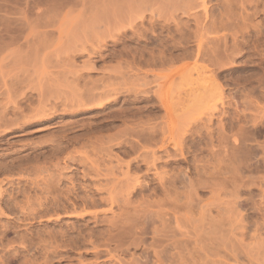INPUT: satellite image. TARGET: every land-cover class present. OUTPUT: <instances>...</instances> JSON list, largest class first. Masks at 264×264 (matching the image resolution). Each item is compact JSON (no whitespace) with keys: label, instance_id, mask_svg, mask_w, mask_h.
<instances>
[{"label":"rangeland","instance_id":"374dc122","mask_svg":"<svg viewBox=\"0 0 264 264\" xmlns=\"http://www.w3.org/2000/svg\"><path fill=\"white\" fill-rule=\"evenodd\" d=\"M125 1L0 0L2 189L78 187L3 205L0 264H264V0Z\"/></svg>","mask_w":264,"mask_h":264},{"label":"bare ground","instance_id":"6f19581e","mask_svg":"<svg viewBox=\"0 0 264 264\" xmlns=\"http://www.w3.org/2000/svg\"><path fill=\"white\" fill-rule=\"evenodd\" d=\"M122 1H124V2H126L125 0H122ZM168 1V0H167ZM170 1H172V0H170ZM179 1V3L181 2L180 0H178ZM188 1V0H187ZM175 3V2H174ZM177 3V2H176ZM185 3V2H184ZM171 4H173V2L171 3ZM204 4V3H203ZM118 6V5H117ZM173 6V5H172ZM175 6H177V5H175ZM121 7H123V6H121ZM169 7V6H168ZM178 7V6H177ZM112 8V7H111ZM118 9V8H117ZM126 9V8H125ZM174 10H175V8H174ZM176 10H178L177 8H176ZM204 11H206V10H204ZM102 12H104V11H102ZM102 14V13H101ZM119 17V16H118ZM107 19V18H106ZM114 19V18H113ZM97 20V19H96ZM89 23H92V22H89ZM94 24V23H93ZM77 28V27H76ZM81 28V27H80ZM90 29V28H89ZM88 31V33H89V30H87ZM79 32V31H78ZM77 32V35H79V33ZM85 32V31H84ZM76 33V32H75ZM93 33V32H92ZM74 34V33H73ZM82 36V35H81ZM83 36H85L84 34H83ZM224 36V35H223ZM69 37V36H68ZM72 37V36H71ZM78 37V36H77ZM76 37V38H77ZM222 38H224V37H222ZM81 40V39H80ZM75 41V40H74ZM77 44H79V43H77ZM72 45V44H71ZM75 45V44H74ZM156 62V61H155ZM211 75H213V74H211ZM210 75V76H211ZM208 79V78H207ZM206 78L204 79V78H201V75H197V81H195L196 79H193V82H196L195 84L197 85H195V87H196V89H198L197 87H199L198 86V84H200L201 86H203V88H204V85H205V83H206V81L205 80H207ZM209 80H212L213 81V79H209ZM194 85V84H193ZM207 85V84H206ZM205 85V86H206ZM213 85V84H212ZM211 85V86H212ZM193 88H194V86H192ZM191 87V88H192ZM207 87V86H206ZM202 88V89H203ZM209 88H210V86H209ZM195 89V88H194ZM213 91H212V93H214L215 92V94H220L221 92H219V88L217 87V86H215V87H213ZM192 90V89H191ZM203 90H205L206 91V88L205 89H203ZM203 92V91H201L200 90V92H199V95H198V93L196 94V95H194L195 97H196V99L195 100H197V98H200L201 96H203L202 95V93H204V95H207V98H208V94H206V92H208V91H206V92ZM210 91V92H211ZM191 92V91H190ZM202 92V93H201ZM191 94H194L193 92L191 93ZM158 96V95H157ZM198 96V97H197ZM191 98H193V97H191ZM158 99V98H157ZM203 98L201 97V99H198L197 101H199L200 102V100H202ZM216 99V98H215ZM195 102L194 100H192V102H195V103H197V105L199 104V102ZM213 101H214V99H213ZM191 102V101H190ZM212 102V101H211ZM162 103V102H161ZM188 103V102H187ZM202 103V102H201ZM185 104V103H184ZM191 104V103H190ZM104 105H107V103H105ZM196 105V106H197ZM182 106V105H181ZM186 106H188V105H186ZM195 106V105H194ZM215 106V105H214ZM193 107V106H192ZM182 108H183V106H182ZM182 111H184V110H182ZM183 116V115H182ZM151 134V133H150ZM152 135H153V133H152ZM234 141H236V140H234ZM238 141V140H237ZM175 147V146H174ZM236 148V147H235ZM72 158V157H71ZM77 158L78 157H76V159H74V161L76 160V161H79V160H77ZM80 158V157H79ZM70 159V158H69ZM83 162V161H82ZM7 166V165H6ZM83 166V165H82ZM0 168H1V166H0ZM91 167H88V168H83V169H85V170H87V171H84L83 169H82V176H83V178H86L88 175H89V170L88 169H90ZM68 169H70V167H64V170H68ZM92 169V168H91ZM90 169V170H91ZM27 170H30L29 168H24V171H27ZM30 171H34V173L37 175L35 178H33V179H31V178H29V179H26V180H24L23 181V183H21L20 181L17 183V185L18 184H21V186L20 187H18V188H16V189H14V188H12L11 186V188H12V194L11 193H7L6 192V190H4V189H2V186H1V183H2V181H0V214H1V216L3 215V211L4 210H6V209H4V207L5 208H8L10 211L15 207V206H17L18 207V209H19V214H21L22 216H25L26 218H28L29 220L31 219V221H34V220H36V219H38V220H36V221H39V220H41V219H45L47 216H49L50 214H51V212H50V214L48 215L47 213V211H49V209H50V204L51 203H55L56 204V208L57 209H61L63 212L64 211H66L67 210V208L65 207V205H59V200H57L58 198H60V199H62L64 196L66 197L68 194H72L74 191H77L78 190V187H77V185H76V182H74L75 181V179H73V178H67V179H64V176L62 175V173H59L56 177H49L48 179L47 178H45V179H43V178H39L40 176L39 175H41L43 172H46V169L45 170H43V169H39L38 167H36V168H34V170H30ZM91 171H93V170H91ZM95 172H96V170H94ZM92 173H94V172H92ZM47 174V176H48V173H46ZM4 175V174H3ZM8 176V175H7ZM35 176V175H34ZM23 178V177H22ZM24 179V178H23ZM66 180V181H65ZM74 180V181H73ZM14 181V180H13ZM22 181V180H21ZM65 181V182H64ZM68 183V184H70V186H68V187H63V188H61V185H62V183ZM10 185V184H9ZM17 187V186H16ZM95 189V188H94ZM16 190V191H15ZM37 191H39V194L38 195H35V197L34 198H32L31 197V193L33 192V193H36ZM98 191V190H97ZM97 191L96 190H92V189H88V191H86L85 193H84V197L85 198H88V199H90V203H92V204H94L93 202H94V200L95 199H93L94 198V196L96 195V194H98L97 193ZM8 192H9V190H8ZM5 193H7L8 195H12V196H14V195H16V197H18V195L19 196H21L23 199H21V200H24L23 202L20 200V202H22V204L23 205H17V203L15 202V200L17 199L16 197H6V198H10V200L13 202V203H9L11 206H9L8 205V202H10V200L9 199H7V200H9V201H5L4 200V194ZM65 193V194H64ZM87 194V195H86ZM111 194H112V192H108V196L110 197V198H107L108 200V202H109V204L110 205H112L113 204V200H112V196H111ZM130 194V193H129ZM82 198H80V200H81ZM87 201V200H86ZM85 201V202H86ZM84 201H82L81 203H84V204H81L82 205V207H84V206H87V205H89L90 203H85ZM88 202V201H87ZM4 205V207H2ZM53 205V204H52ZM6 206H8V207H6ZM68 206H70L71 207V214H78L79 216H81V218H82V216H83V214L85 213V210H84V208H82L81 209V212H78L77 211V209L79 208V206L78 205H76V204H70V205H68ZM92 206H94V205H92ZM13 207V208H12ZM2 208L4 209V210H2ZM113 208V207H112ZM119 208V210H120V212H119V214L117 215V216H114L113 214L115 213H113L112 212V220H113V218H114V221H117V223H119L120 225H123L124 223H125V221H124V217H122L123 215H126V213L124 212V210H125V208H123V207H118ZM52 209V208H51ZM55 209V208H54ZM57 209L56 210H53V217L55 216L54 214H56L57 213ZM80 209V208H79ZM87 209V208H86ZM109 209V208H108ZM88 210V209H87ZM86 210V211H87ZM52 211V210H51ZM61 211V212H62ZM77 211V212H76ZM89 211V210H88ZM117 211V210H116ZM3 212V213H2ZM18 212V211H17ZM70 212V211H69ZM68 212V213H69ZM97 214H99V213H91L90 215H92V217L91 218H93V220H95L98 216H97ZM115 214H117V213H115ZM47 215V216H46ZM58 216V215H57ZM56 216V218L54 217V219H58V217ZM85 216V215H84ZM83 216V217H84ZM50 217L51 216H49V217H47L46 219V221H50V220H48V219H50ZM80 218V219H81ZM83 219V218H82ZM98 219H100L99 217L96 219V220H98ZM95 220V221H96ZM126 220V219H125ZM55 221V220H54ZM56 222V221H55ZM97 222V221H96ZM95 222V223H96ZM42 224V223H41ZM113 224H115V222L113 223ZM176 224H177V222H176ZM30 225V224H29ZM25 226V225H24ZM31 227H33V225H32V223H31V225H30ZM48 226V225H47ZM46 226V227H47ZM119 227V226H118ZM117 227V228H118ZM109 228H112L111 226L109 227ZM109 228L107 227V230L109 231ZM120 228V227H119ZM118 228V229H119ZM124 228V227H123ZM122 228V230H124ZM28 229V228H27ZM114 230V229H113ZM122 230H121V232H122ZM28 231V230H27ZM120 232V233H121ZM3 233H4V231H1L0 230V236L1 235H3ZM119 233V232H118ZM123 233V232H122ZM121 233V234H122ZM110 234V233H109ZM108 234V235H109ZM115 234H116V232H115ZM62 235V234H61ZM3 238V237H2ZM17 238H24V236H22V235H20L19 237H17ZM21 239H18V240H20L21 241ZM3 239H1L0 238V245L2 246V249L3 248H7V246H5V247H3L4 245H3V241H2ZM16 240V239H15ZM26 239H22V241H21V244H23V241H25ZM9 243V242H8ZM70 243H72V242H70ZM12 244H14V243H12ZM21 244H18V245H21ZM25 244V243H24ZM23 244V245H24ZM91 244V243H90ZM9 245H11V243L9 244ZM8 245V246H9ZM60 245V244H59ZM63 245H64V243H63ZM69 246V245H68ZM91 246V245H90ZM10 248H11V246H9ZM25 247V246H24ZM58 247H60V246H58ZM58 247H55V248H57L58 249ZM65 247H67V246H65ZM5 248V249H6ZM12 248H14V247H12ZM28 248V247H27ZM54 248V251L52 252V253H55V255L57 254H59V255H65V254H67L68 253V251H58V250H56ZM16 249V248H15ZM21 249V248H20ZM92 249L93 250H96L97 249V247H95V246H92ZM12 250V249H11ZM10 250V252H12ZM21 250H23V248L21 249ZM25 250H29V249H25ZM16 251H18V250H16ZM15 251V252H16ZM24 251V250H23ZM29 252V251H28ZM19 253V252H18ZM19 254H21V253H19ZM96 254V253H95ZM110 254V253H109ZM44 258V257H43ZM47 258V257H46ZM113 258V257H112ZM45 259V258H44ZM40 264V263H39ZM104 264V263H103Z\"/></svg>","mask_w":264,"mask_h":264}]
</instances>
